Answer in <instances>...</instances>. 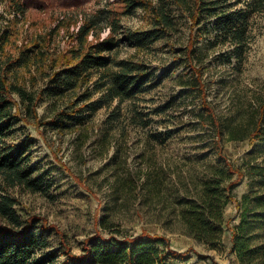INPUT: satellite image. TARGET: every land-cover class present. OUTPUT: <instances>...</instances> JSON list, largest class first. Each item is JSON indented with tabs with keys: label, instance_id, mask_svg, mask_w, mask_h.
<instances>
[{
	"label": "rangeland",
	"instance_id": "374dc122",
	"mask_svg": "<svg viewBox=\"0 0 264 264\" xmlns=\"http://www.w3.org/2000/svg\"><path fill=\"white\" fill-rule=\"evenodd\" d=\"M109 2L112 1L92 0L84 12L102 9ZM236 7H243V3ZM173 13L177 22L170 35H161L142 51H136L125 41L120 44L117 58L138 55L152 69L154 86L139 97L116 99L93 113L82 127L87 138L81 136V130L72 128L60 132L49 125L39 129L33 124L17 125L14 141L27 138L32 142L31 165L36 168L34 175L43 178L46 190L31 192L15 186L9 193L18 198L16 208L20 214L44 219L63 234L75 254L83 251V242L98 230L107 237L110 231L118 229L117 237L141 233L164 237L165 241L158 246L181 254L167 257L172 264H239L231 248V228L240 222L237 199L249 193L252 186L257 188L248 176L233 188L235 197L224 209V231L219 242L210 244L193 238L177 217L180 203L197 197L207 174L213 168L227 166L211 148V137L197 121L199 99L179 83L178 74L187 75L184 47L189 29L181 10L173 8ZM51 17V13H30L25 19L18 14L15 20L9 0H0V32H15L7 50L14 53V46L54 27ZM249 22L240 61L232 56L231 63L227 62L226 52L230 48H210L207 38L198 42L199 60L208 67L205 76L214 79L208 99L221 115L240 101L247 102L264 92V10L250 14ZM120 26L134 30L149 28L151 24L137 7L121 17ZM73 29L71 26L70 31ZM71 44L66 29L61 28L49 49L59 52ZM18 78L29 91H38L45 82L33 66L19 69ZM36 110L40 120L49 119V100H40ZM107 131L110 143H103ZM222 148L236 166L264 162V138L255 139L252 144L247 140H223ZM104 216L114 225L110 229L101 227ZM254 231L250 242L254 261L250 264H264V225ZM46 237V251L57 255L53 263L63 264L66 256L59 235L48 229ZM38 257L44 256L38 253Z\"/></svg>",
	"mask_w": 264,
	"mask_h": 264
},
{
	"label": "trees",
	"instance_id": "16d2710c",
	"mask_svg": "<svg viewBox=\"0 0 264 264\" xmlns=\"http://www.w3.org/2000/svg\"><path fill=\"white\" fill-rule=\"evenodd\" d=\"M91 1L9 0L15 20L18 14L25 19L30 13H51L54 27L14 46V53L7 50V45L15 32H0V264H54L56 253L46 251L48 229L59 235L66 256L63 264H172L168 256H181L158 246L165 241L162 236L141 233L117 237L118 229L107 237L98 230L83 242V251L75 254L63 234L44 219L20 214L16 208L18 198L9 193L15 186L31 192L46 190L43 178L34 175L36 168L31 165L32 142L27 138L14 141L19 122L38 129L49 125L60 132L81 130V136L86 137L82 127L97 110L116 99L124 101L145 94L154 86L152 69L136 54L118 59L116 50L125 41L142 51L161 35H170L177 22L173 8L185 15L189 29L184 47L187 75L178 74L179 83L199 99L197 121L211 137V148L227 166L213 168L207 174L197 197L180 203L177 217L193 238L210 244L219 242L224 231V209L235 197L233 188L248 176L257 188L252 186L236 201L240 222L231 228V248L239 264L252 263L250 242L254 230L264 225V162L236 166L223 153L222 143L247 140L252 144L255 139L264 138V92L247 102L240 101L225 115L219 114L208 99L214 79L205 76L208 67L199 60L201 50L197 46L202 38H207L210 48H230L226 52L228 63L232 56L242 60L249 15L263 11L264 0H113L102 9L84 12ZM241 2L243 7H236ZM137 7L149 17L151 27L122 29L121 17ZM71 26L74 29L70 31ZM61 28L66 29L72 44L59 52L51 51L53 37ZM105 28L106 34L101 35ZM32 66L45 81L38 91H29L18 78L19 69ZM44 97L49 100L51 116L43 121L36 108ZM109 136L107 131L102 142L110 143ZM105 217L101 227L110 229L114 225ZM38 253L44 257H38Z\"/></svg>",
	"mask_w": 264,
	"mask_h": 264
},
{
	"label": "built area",
	"instance_id": "2783aa9c",
	"mask_svg": "<svg viewBox=\"0 0 264 264\" xmlns=\"http://www.w3.org/2000/svg\"><path fill=\"white\" fill-rule=\"evenodd\" d=\"M111 1H113V0H111Z\"/></svg>",
	"mask_w": 264,
	"mask_h": 264
}]
</instances>
